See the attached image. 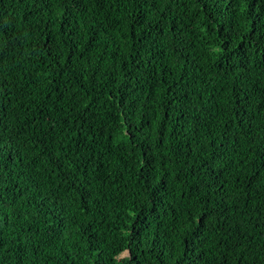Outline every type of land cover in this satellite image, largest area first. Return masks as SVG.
<instances>
[{
	"label": "trees",
	"instance_id": "1",
	"mask_svg": "<svg viewBox=\"0 0 264 264\" xmlns=\"http://www.w3.org/2000/svg\"><path fill=\"white\" fill-rule=\"evenodd\" d=\"M0 264H264V0H0Z\"/></svg>",
	"mask_w": 264,
	"mask_h": 264
}]
</instances>
